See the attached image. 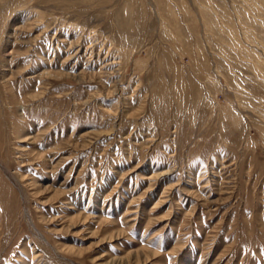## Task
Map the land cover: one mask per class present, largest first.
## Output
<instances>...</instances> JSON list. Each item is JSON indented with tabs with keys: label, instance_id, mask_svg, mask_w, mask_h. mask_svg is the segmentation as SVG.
<instances>
[{
	"label": "rangeland",
	"instance_id": "obj_1",
	"mask_svg": "<svg viewBox=\"0 0 264 264\" xmlns=\"http://www.w3.org/2000/svg\"><path fill=\"white\" fill-rule=\"evenodd\" d=\"M264 264V0H0V264Z\"/></svg>",
	"mask_w": 264,
	"mask_h": 264
},
{
	"label": "bare ground",
	"instance_id": "obj_2",
	"mask_svg": "<svg viewBox=\"0 0 264 264\" xmlns=\"http://www.w3.org/2000/svg\"><path fill=\"white\" fill-rule=\"evenodd\" d=\"M117 261L116 260H112L111 262H109V264H112V263H116ZM122 264V262H121Z\"/></svg>",
	"mask_w": 264,
	"mask_h": 264
}]
</instances>
